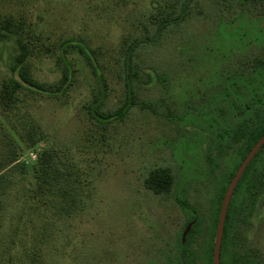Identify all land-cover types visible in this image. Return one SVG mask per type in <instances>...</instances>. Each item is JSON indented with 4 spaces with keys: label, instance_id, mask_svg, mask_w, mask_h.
I'll use <instances>...</instances> for the list:
<instances>
[{
    "label": "rangeland",
    "instance_id": "1",
    "mask_svg": "<svg viewBox=\"0 0 264 264\" xmlns=\"http://www.w3.org/2000/svg\"><path fill=\"white\" fill-rule=\"evenodd\" d=\"M5 22L30 43L42 83L61 80L60 45L83 40L107 83L104 109H129L105 124L90 116L99 84L76 50L67 94L19 90L8 103L2 50L14 42L0 41V264H212L221 191L247 146L217 160V136L239 125L234 139H247L264 111V0H0ZM76 173L81 204L66 216L57 178ZM249 177L229 205L221 264H264V150Z\"/></svg>",
    "mask_w": 264,
    "mask_h": 264
},
{
    "label": "trees",
    "instance_id": "2",
    "mask_svg": "<svg viewBox=\"0 0 264 264\" xmlns=\"http://www.w3.org/2000/svg\"><path fill=\"white\" fill-rule=\"evenodd\" d=\"M186 10H187V6H184L181 15L176 19H163L160 22L159 30L163 28H167V26H169L170 24H172L177 20H183L187 12ZM10 39H12L11 41H13L14 44L6 46L2 50L3 54L7 53L6 57H7L8 67L12 73L11 80L9 83L5 85L3 91L4 98L8 103L13 102L15 94L19 90H25L32 94H43L51 98H60L61 96L67 94L74 83V69L72 68L73 66L67 57V53H69L70 50H76L82 56L86 65L90 68L92 75L99 84L98 91L94 93L91 102L87 105V110L90 116L99 123H103V124L112 122L113 120L123 119L126 116V112L129 109V106L127 104L122 105L118 110L115 111H108L104 109L105 106L104 99L107 95V83L104 74L102 72L100 63L94 54V51L83 40L70 39L63 42L60 45V55L57 62L61 68L62 77L61 80L56 84H47V83L39 82L31 74L30 60L33 51L30 43L24 38L23 34L12 23L10 22L0 23V41H8ZM144 42L145 41L135 40L128 47L127 56L125 60V69L127 72V79H128V81L126 82V86L130 85L129 80L130 77H132V74L135 76L137 75V71H136L137 69L134 63V56L137 53V51L143 46ZM129 97L130 96H127V98ZM252 124H253L252 138H251L252 143H248L247 146L245 147V150L241 156V160H244L248 151H250L253 145L264 135V111L258 114L257 117L255 116L254 122ZM246 129H247V125L245 124L244 131H246ZM240 161L238 162L239 165L241 163ZM254 163L255 160L249 163L247 169L245 170L244 174L242 175L238 183L236 191L239 188L243 189L244 185H246L249 182H252L251 178L249 177V174L252 171V168H254ZM239 165H237V167ZM46 166L50 167V165L48 164H45V167ZM48 170L49 169L47 168V171ZM234 173L235 171L231 174V177L234 176ZM40 176L43 181H48V184H50L49 171L48 174L41 173ZM67 177H70L69 182L67 179L64 178L63 181L60 182L58 180L59 177L57 178L59 184L57 190L59 192L62 191L60 193V197H62V207H63L62 213L66 216H72L73 213L75 212L76 204L81 202L82 195L80 191L83 186L80 181L81 178L80 174L76 173L72 176H67ZM160 177H161L162 185L166 184L167 182L166 172H163ZM231 177L228 178V182L231 181L232 179ZM257 182H263V179H257ZM253 183L257 184L254 180ZM226 189H227V184L224 186V188L221 191L220 204H222L223 201L222 198L225 195ZM1 195H5V194L2 193ZM3 203H4L3 199L2 197H0V209L4 208ZM220 208L216 212L215 228H214L215 233H216ZM231 214H232V206H230L227 214L222 244H226L227 230L229 227ZM19 229L20 227H16L14 231H19Z\"/></svg>",
    "mask_w": 264,
    "mask_h": 264
},
{
    "label": "water",
    "instance_id": "3",
    "mask_svg": "<svg viewBox=\"0 0 264 264\" xmlns=\"http://www.w3.org/2000/svg\"><path fill=\"white\" fill-rule=\"evenodd\" d=\"M263 145H264V135L255 143L254 147L250 150V152L246 156L243 163L240 165L237 173L231 180L225 192V195L223 197V201L221 204V208L219 211V215H218V223H217L216 233H215V238H214V250H213V256H212V264H221V247H222L223 236H224V231H225V224H226L229 205L233 197V194L235 192V189L240 181V178L245 172L248 164L252 161L256 153L259 151V149H261Z\"/></svg>",
    "mask_w": 264,
    "mask_h": 264
},
{
    "label": "flooded vegetation",
    "instance_id": "4",
    "mask_svg": "<svg viewBox=\"0 0 264 264\" xmlns=\"http://www.w3.org/2000/svg\"><path fill=\"white\" fill-rule=\"evenodd\" d=\"M248 110L249 109H246V110H244V112H238L237 113V115L239 116V119H241L243 116H244V113L247 115L248 114ZM242 127V126H241ZM239 125H235L234 127L232 126V128L231 129H229L230 131H223V132H221V133H219V135L217 136V160H220V158L223 156V153H224V149L228 146V145H230V149H232L233 151H235L236 153H237V151H238V148H237V143H252V141H251V138H252V127L251 126H249L248 127V129H247V131H246V138L247 139H241V140H236V139H234V137H236L237 136V132H238V130L241 128ZM228 137H230L231 139L230 140H225V139H227ZM255 145V144H254ZM254 145H253V147H254ZM252 147V148H253ZM243 148V149H242ZM251 148V149H252ZM241 149H242V151H241V153L239 154V158H240V160H241V156H242V154H243V152H244V150H245V147H241ZM250 149V150H251ZM264 150V145L261 147V149H259V151L256 153V155L254 156V158L252 159V161L253 160H255L256 158H257V156H258V154L260 153V152H262ZM250 151H248V153H249ZM248 153H247V155H248ZM246 155V156H247ZM246 158V157H245ZM245 158H244V160H245ZM244 160H241L240 162V165L243 163V161ZM240 165L235 169V173H234V176H235V174L237 173V171H238V169H239V167H240ZM249 165V164H248ZM248 167V166H247ZM247 169V168H246ZM244 174V173H243ZM233 176V177H234ZM231 177V176H230ZM233 177H231L232 179H233ZM231 179V180H232ZM241 179V178H240ZM231 182V181H230ZM230 182L228 183V186H229V184H230ZM238 186V185H237ZM228 188V187H227ZM236 189H237V187H236ZM235 189V190H236ZM227 190V189H226Z\"/></svg>",
    "mask_w": 264,
    "mask_h": 264
}]
</instances>
